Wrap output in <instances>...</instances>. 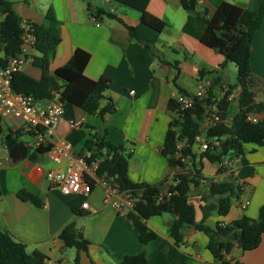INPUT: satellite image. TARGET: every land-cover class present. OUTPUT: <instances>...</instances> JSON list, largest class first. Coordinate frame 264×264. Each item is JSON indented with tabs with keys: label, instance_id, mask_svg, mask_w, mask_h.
<instances>
[{
	"label": "crops",
	"instance_id": "0c3cea01",
	"mask_svg": "<svg viewBox=\"0 0 264 264\" xmlns=\"http://www.w3.org/2000/svg\"><path fill=\"white\" fill-rule=\"evenodd\" d=\"M9 1L21 19L36 23L42 21L49 7L53 8L60 21L61 41L50 62V72L64 65L79 48L90 55L84 74L93 79L105 76L110 80L105 96L110 98L115 110L100 120L96 114L85 115L79 108L64 102V112L52 142L67 141L79 153L86 150L85 141L93 133H98L104 135L105 141L111 145H122L126 150L132 146L128 159L129 179L148 184L161 181L163 187L169 166L161 148L168 123L174 116V108L168 107V101L172 93L178 92L172 78L177 73L175 82L187 93H194L203 78L211 77H199L201 69L218 70L223 80L228 82L223 74L224 68H219L224 61L223 55L200 41L204 30L202 21L185 11L180 0L148 1L146 9L167 24L160 32L142 24L137 11L117 2L112 4L111 0ZM222 1L248 9H255L258 3V0H197L196 8H206L208 15H212ZM98 8L101 11L97 13L95 9ZM103 12L114 14L120 21ZM125 25L136 27L137 40L130 37ZM260 27L250 43L251 68H255L254 56H261L264 30ZM146 42L154 45L153 53ZM23 53L26 61L21 70L40 78L41 70L33 66L30 59L36 54L34 48L25 47ZM161 60L176 63L178 70ZM255 72L258 73L257 69ZM260 75L264 79V74ZM188 80L195 81V90L188 87ZM258 80L252 74V82ZM72 120H81V125L71 127ZM0 126L3 131L15 130L18 122L11 118L2 119ZM21 134L23 141L29 140L27 135ZM243 152L254 171L244 178L237 201L248 200L249 203L240 209L232 200L226 215L211 212L204 221L210 227L216 223L229 224L242 215L255 218L259 207L264 204V146L246 143ZM195 162L202 179L197 185L189 186L187 196L195 206V221H199L202 218L201 197L208 195L210 183L230 181V177L220 173L215 161L203 154L196 156ZM65 165L66 159L56 163L45 152L38 153L34 159L27 157L13 161L0 140V228L22 241L28 253L38 250L44 254L45 264H75L77 253L78 264H118L125 255L139 252H144L149 264H163L164 253L159 244L172 243L168 226L174 216L163 213L144 220L157 236L142 244L131 221L104 206L101 186L93 187L87 197L89 208L82 209L80 203L83 198L80 195L62 194L48 183L45 172L48 169L63 170ZM21 189L36 195L40 205L19 199L17 192ZM215 199L209 197L207 201L214 202ZM73 208H77L80 214H76ZM71 221L75 223L78 234L88 241L87 251L77 252L74 247L64 246L60 239L62 228ZM182 232L184 239L180 249L190 256L185 264H221L206 248L208 237L202 231L184 225ZM225 257L243 264H264V237L256 248L247 251H242L235 243Z\"/></svg>",
	"mask_w": 264,
	"mask_h": 264
},
{
	"label": "trees",
	"instance_id": "16d2710c",
	"mask_svg": "<svg viewBox=\"0 0 264 264\" xmlns=\"http://www.w3.org/2000/svg\"><path fill=\"white\" fill-rule=\"evenodd\" d=\"M111 1L137 11L140 22L155 31L160 32L167 26L162 19L146 9L149 0ZM180 4L185 11L196 15L202 21L204 30L200 37L201 43L223 55L224 61L219 68L223 69L228 61L233 62L236 66L237 81L231 87L234 85L241 87L238 99L239 110L234 114L230 128L219 123L215 127L209 128L208 133L226 134L223 140L222 153L227 152L229 148H233L235 152L239 153L242 156L239 175L242 178L249 177L253 174L254 168L244 156L243 145L252 143L257 146H264V121L258 123L245 121L247 111H264V100L257 101L254 99V92L251 89L252 72L250 68V43L254 33L262 24L264 0H258L255 9L222 1L212 15H208L206 8L198 10L196 8L197 0H180ZM95 11L98 13L101 9L98 8ZM0 12L4 15L0 23V68H5L11 57L22 52L21 18L14 11L9 0H0ZM103 13H106L108 17L118 19L110 12ZM125 26L130 37L137 40L136 27ZM31 33L34 35L33 48L36 52L30 56L31 63L41 70V77L36 79L22 70L14 71L11 75L10 86L15 92L31 95L37 99H46L53 89L61 88L62 101L79 108L85 115L96 114L100 120H103L106 113L115 110L110 98L105 96V91L110 85L109 78L100 76L93 79L83 72L90 57L88 52L79 48L75 49L64 65L50 72V62L53 60L57 45L61 41L60 21L52 7L46 10L41 22H32ZM145 45L153 53L154 45L149 42H146ZM161 61L178 70L175 66L176 63ZM218 72V70H199V77L211 76L208 77L212 82L208 88L209 94L214 86L224 81ZM176 76L177 73L172 78L176 90L189 94L176 84ZM104 101L105 104H102ZM220 106L224 111L227 109L228 103L225 99H221ZM168 107L174 108L173 98L169 99ZM200 111V101L195 98L193 108L186 110L183 114L182 136L188 137V143H191L193 135L197 131V123L193 115L198 116ZM226 115L227 111L221 114L222 117ZM1 121L2 117L0 116V123ZM174 124L175 120L171 119L161 148V153L166 157L168 166H171L173 162L170 155L174 152ZM20 134L21 131L18 129L9 128L3 131L0 126V140L5 144L7 154L13 161L27 157L34 159L38 153L48 150L49 147L31 150L19 138ZM84 145L86 150L91 153L92 158L103 157L97 169L99 177H113L122 189L128 188L140 192V198L134 211L126 215V218L131 221L140 243L146 244L157 236L156 232L144 223V220L150 216L163 213H170L174 216L168 226L169 234L173 239L172 243L163 242L159 244V248L164 253L163 264H185L190 258L187 253L180 249L184 239L182 232L184 225L200 230L208 237L206 248L221 264H243L239 260H232L225 256L230 253L235 243L242 251H247L256 248L264 237V204L259 207L255 218L242 215L229 224L216 223L214 227L204 223L211 212H216L218 215H226L229 212L233 197L240 190L234 181L210 183L208 195L201 197L203 203L199 207L202 218L195 221V206L189 201L187 191L190 185L199 183L202 175L193 155L191 156L192 171L181 176L180 181L171 187V191L174 192L170 196L158 200V189L162 182L148 184L131 181L128 177L129 154L121 153V150L124 149L122 145H111L105 141L104 135L98 133H93ZM104 150L105 153H103ZM185 151L189 153V145ZM203 155L211 161H215L219 157L209 151L204 152ZM92 186L94 187V182H92ZM17 197L23 201L40 205V199L24 189L17 192ZM209 197L216 199L214 202H208ZM73 211L80 214L77 208H73ZM59 237L64 246L74 247L77 252L87 251L88 241L84 237L79 238L73 221L64 225ZM78 262L77 253L74 263L78 264ZM0 264H45V256L38 250L28 253L22 241L14 239L8 231L0 228ZM118 264H149V262L144 252H139L125 255Z\"/></svg>",
	"mask_w": 264,
	"mask_h": 264
},
{
	"label": "built area",
	"instance_id": "2783aa9c",
	"mask_svg": "<svg viewBox=\"0 0 264 264\" xmlns=\"http://www.w3.org/2000/svg\"><path fill=\"white\" fill-rule=\"evenodd\" d=\"M4 15L0 12V23ZM22 52L11 57L5 68H0V116L2 119L11 118L18 122V130L27 135L29 140L24 141L25 145L31 150L49 147L45 152L50 160L60 163L66 159V165L63 170L48 169L45 172V178L52 187H56L62 194H77L83 199L80 203L82 209H88V195L94 186L99 185L103 190V204L112 208L120 216L126 217L128 213L133 212L140 198V192L132 189H122L113 177H99L97 169L99 162L103 157L92 158L88 150L75 152L67 141L58 143L52 142L55 134V128L59 123L64 112V101L61 99L62 89L55 88L46 99H37L31 95L15 92L10 86L11 75L14 71L21 70L26 61V55L23 53L25 47H33L34 35L31 33L32 22L26 19L20 20ZM31 59V58H30ZM212 85L210 78H203L198 89L194 93H172L174 99L175 132L174 152L170 155L173 160L169 166L166 178L158 189L157 199L162 200L170 196L174 191L171 187L180 181V177L192 171L191 156L202 155L209 151L211 154L218 155L215 160L217 169L220 173L230 177V181L239 187V191L234 195L233 201L240 209L246 208L249 201H237V195L244 185V178L240 177L242 166V156L229 148L223 152V140L226 134H209L208 129L222 123L230 128L234 114L239 110L238 99L241 93V87L231 83L221 82L212 88L209 94L208 88ZM200 101L201 111L197 116L193 115L197 123V131L193 135L191 143H188V137L182 136L183 114L186 110L193 108L194 99ZM221 99L228 103L224 111L220 106ZM227 111V115L221 114ZM245 121L249 123H258L264 121V111L250 110L245 113ZM81 125V120H72L71 127ZM22 134L19 138L22 140ZM189 145V153L186 147ZM133 151L129 149L121 150L123 154H129ZM105 153V150L103 151ZM110 157V155H107Z\"/></svg>",
	"mask_w": 264,
	"mask_h": 264
},
{
	"label": "rangeland",
	"instance_id": "374dc122",
	"mask_svg": "<svg viewBox=\"0 0 264 264\" xmlns=\"http://www.w3.org/2000/svg\"><path fill=\"white\" fill-rule=\"evenodd\" d=\"M114 3L115 2L113 1L112 4H114ZM260 28H262L261 30H264V17H263L262 24H261ZM261 48H262L261 56H259V55L254 56L255 61L253 60L254 61L253 64H254L255 68L250 67L251 72L255 76V78H257V79L259 78L258 82L254 81L251 84V89L254 92V98L257 101L264 100V79L260 78L261 77L260 74L261 73L264 74V39L261 43ZM255 69H257L258 73L255 72ZM223 74L229 83H232V84L236 83L237 73H236V66L233 62L228 61L226 63L224 70H223ZM186 83H187L188 87L192 90H195L197 88V85H196L194 80H188Z\"/></svg>",
	"mask_w": 264,
	"mask_h": 264
},
{
	"label": "water",
	"instance_id": "95a60500",
	"mask_svg": "<svg viewBox=\"0 0 264 264\" xmlns=\"http://www.w3.org/2000/svg\"><path fill=\"white\" fill-rule=\"evenodd\" d=\"M78 236H79V238H81V237H82V235H81V234H78Z\"/></svg>",
	"mask_w": 264,
	"mask_h": 264
}]
</instances>
